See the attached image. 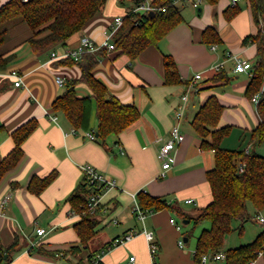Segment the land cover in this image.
Segmentation results:
<instances>
[{"label":"crops","instance_id":"1","mask_svg":"<svg viewBox=\"0 0 264 264\" xmlns=\"http://www.w3.org/2000/svg\"><path fill=\"white\" fill-rule=\"evenodd\" d=\"M9 1L0 0V7ZM190 5L178 4L184 22L158 47L148 48L133 62L126 56L108 53L95 68V76L112 94L124 104H134L141 112L136 123L118 136H109L105 143L87 136L98 129L95 101L89 131L75 130L66 116L52 111L55 99L66 91V81L78 79L81 70L78 66L60 65L51 54L78 48L82 37L102 43L111 32L114 19L127 15L137 4L133 0H108L103 10L65 45L40 53L30 45L33 33L25 22L16 20L8 25L7 41L0 52L13 59L0 72V163L15 148L12 133L31 120L38 123L22 145V160L0 182V246L9 247L16 239L20 244L9 264H89L90 258L97 256L101 264H200L195 258L197 240L210 224H201V232L192 238L193 231L186 227L193 222L185 224V220L169 209L148 211L144 221H140L134 212L137 195L145 192L164 198L190 217H196L212 202L207 172L215 166L214 152L201 149V139L192 121L209 97L216 96L224 106L220 127L240 128L250 135L260 123L257 105L246 97L252 73H235L230 58L236 56L255 62L256 46L245 45L243 40L256 34L258 28L244 0L237 4L242 12L231 22L224 17V11L234 6L232 0H220L217 5L205 3L204 7ZM208 27H214L223 41L215 49L212 48L215 45L203 42V32ZM165 55L174 58L181 78L189 85H166ZM221 63L225 69L216 72L214 67ZM14 70L23 78L20 87L10 77ZM220 73L230 78L228 84L216 85L211 81ZM197 74L202 78L194 81ZM57 77L64 79V85L57 83ZM76 91L80 97L91 94L82 84ZM186 93L189 96L186 113L179 121L175 113ZM176 126L184 139L173 152L172 167L164 170L158 156ZM223 143L222 147L230 150ZM259 147L254 148L255 152L264 156V149L260 151ZM246 148L253 149L250 144ZM84 165H92L108 181L117 183V187L107 189L101 197L102 208L96 214L97 233L86 246L75 230L81 216L68 203L83 181ZM52 172L57 173L56 179L40 195L29 191L33 177H46ZM14 183L19 185L17 189L12 188ZM187 200L193 203L187 204ZM249 212L254 214L253 206ZM260 216L264 217V211ZM173 219L176 224L172 223ZM252 222L264 225L258 218ZM244 226L240 234L244 233ZM38 229L46 233L39 236ZM145 230L154 232L159 246L155 262ZM133 231L138 234L131 240L107 249L115 239ZM251 232L244 242L235 243L227 237L222 254L253 242L264 233V228L255 226ZM74 247L81 249L73 251ZM206 264H226V261L210 260ZM252 264H264V257L261 255Z\"/></svg>","mask_w":264,"mask_h":264},{"label":"trees","instance_id":"2","mask_svg":"<svg viewBox=\"0 0 264 264\" xmlns=\"http://www.w3.org/2000/svg\"><path fill=\"white\" fill-rule=\"evenodd\" d=\"M133 1L138 5L145 0ZM203 1L210 5L220 2ZM244 1L247 2L258 28L256 34L248 35L243 40L245 45L253 44L257 48L251 71L252 78L246 90V97L252 100L264 85V0ZM107 2L108 0H10L0 7V50L7 41L8 25L16 20L25 22L32 31L30 45L35 52H46L59 44L65 45L103 10ZM152 6L160 10L165 8L166 11L157 10L154 16L138 15L134 19L126 17L123 27L115 37L113 50L102 48L94 53H86L78 61L72 58L59 60L60 65L78 66L81 70L78 79L66 81V91L52 104V111L66 116L75 130L89 131L93 101L96 103L98 120L95 139L102 143L111 135H120L140 119V110L134 104H124L112 94L95 76L94 70L108 53L126 56L131 62L135 61L148 48L158 47L172 30L184 22L181 9L173 5L172 0H153ZM241 12L242 7L234 5L224 11V17L231 22ZM203 42L212 46L220 45L223 41L214 27H208L203 32ZM12 59V56L6 57L0 52V72L7 69ZM163 64L166 85H189L181 78L172 56L165 55ZM211 81L216 85H225L230 82V78L225 73H220ZM81 84L89 89L90 96L78 95L76 88ZM257 111L260 123L249 135L252 150H228L222 147V142L231 133L232 127H220L224 106L216 96L209 97L192 121V127L201 139V149L213 151L215 157L214 168L207 172L213 200L196 217H190L180 207L164 198L153 197L145 192L137 195V202L144 212L169 209L182 220L191 221L195 225L210 224L197 240L195 258L198 262L205 254L222 253L226 237L234 231V221L240 222L241 231L244 224L256 219L264 211V156L258 155L254 150L264 144V96L257 104ZM37 126V121L31 120L12 133L15 148L0 163V182L22 160V145ZM241 166H244L243 170L240 169ZM56 176L57 173L52 172L46 177H33L29 191L40 195ZM18 187V184H12V188ZM94 191L99 192L83 175L82 183L68 198L72 211L81 216L75 224V230L83 246L95 237L99 225L96 214L101 208L95 214L88 208L89 197ZM249 203L254 208L253 215L249 212ZM19 246L18 239L9 247L0 246V264L11 263ZM80 249L81 247H74L72 250ZM224 255L226 264H252L261 255L264 257V233H260L249 244L226 250Z\"/></svg>","mask_w":264,"mask_h":264},{"label":"built area","instance_id":"3","mask_svg":"<svg viewBox=\"0 0 264 264\" xmlns=\"http://www.w3.org/2000/svg\"><path fill=\"white\" fill-rule=\"evenodd\" d=\"M232 2H233V5H237L239 0H232ZM172 3H173V5H176V6H178L179 3H188V4H192L195 7H198L199 4L201 3V0H172ZM157 10L163 11V12L166 11L165 8L160 10V9L153 7L152 2L150 0H145L143 3H140L137 6H135L133 9H131L127 13V15L119 16V17L115 18L114 23L112 25L111 32L106 35V38L104 39V41L102 43L98 44L88 37H82L81 44L79 45L78 48L66 50L61 54H57L54 52L51 54V57L53 60L72 58L73 60L78 61L86 53H94V52H96L102 48H107L108 50H113L115 37L117 36L118 32L123 27L124 20L126 17H128L130 19H134L138 15L143 16V15L150 14L151 12L155 13ZM212 48L215 49L216 45L213 46ZM230 58L233 59L234 64H235V67H234L235 73L244 74V73H249L252 71L253 63L250 60L243 59V58L236 57V56H234V57L231 56ZM224 69H225V65L223 63L216 65L214 67V70L216 72H222ZM10 77L15 80V86L16 87H20L23 84V78L19 74L18 71H16V70L12 71L10 73ZM201 78H202L201 74H197V75H195L193 80L199 81V80H201ZM57 83L59 85H64L65 81L61 77H57ZM263 96H264V85H263L262 90L257 95H255L251 101L257 105ZM188 100H189V96H188V93H186L182 96V98H181L182 103L178 106L176 113H175L176 118L179 121L182 120V118L185 116L186 106H187ZM171 135H172V138L161 148L159 156H158L160 161L162 162V167L164 170L170 169L172 167V163H174L173 152L175 151L177 145H179L184 139V136L182 135L179 126H176L173 128ZM87 136L92 140L95 139L94 133H88ZM243 168H244V166H241L240 169L243 170ZM82 171H83V175L85 176L86 180L91 185H94V187L96 189L99 190V192L94 191L90 195L89 200H88L89 201L88 202L89 211L92 214H95L99 208H102L101 197H102L103 193L109 188L117 187V183H116V181H108L92 165H84L82 167ZM164 175L165 174L163 173L162 176H164ZM186 203L192 204L193 201L187 200ZM134 212L136 213L137 218L140 221H144L148 211L144 212L141 209L138 202L136 201ZM257 218L259 219V221L262 224H264V217L258 216ZM172 223L176 224V221L173 219ZM37 233L39 236H42L46 233V231L44 229H38ZM137 234H138V232L133 231V232L126 234L124 237L115 239L112 242L111 246L108 247V249H111L114 246L120 245L122 243H125V242L131 240ZM145 236H146V239L149 243L151 257L155 262V259L159 253V246L155 240V234L153 231L145 230ZM179 245L181 248L184 247V242L181 240L179 242ZM221 259H225L224 254H222V253H219V254L209 253V254H205L201 257L200 264H206L210 260L218 261ZM131 261L132 262L134 261V257L131 258ZM89 264H101L100 256H97L96 258H93L92 260H90Z\"/></svg>","mask_w":264,"mask_h":264},{"label":"rangeland","instance_id":"4","mask_svg":"<svg viewBox=\"0 0 264 264\" xmlns=\"http://www.w3.org/2000/svg\"><path fill=\"white\" fill-rule=\"evenodd\" d=\"M201 1L202 2L200 3V5L202 7H204L205 2L203 0H201ZM186 4H188V3H186ZM190 6H192V5H190ZM249 141H250L249 140V134H247V133L245 134V132H243V130H241L240 128L232 127L231 133L223 141L224 142L223 146L225 148H230V150H237V149H240L241 147H242L241 149H244L249 145ZM258 149L260 151H262L264 149V145L262 144L261 147H259ZM251 207H252L251 203H249V210H251ZM190 209L195 211V207H193V206H191ZM240 225L241 224L239 221H234V223H233L234 231L230 235L227 236V237H231V241H234L235 243L240 242V241H243V242L248 241V238H249V235L251 232V228H253L255 226L264 228V225L261 226V224L259 222L250 221V222H247L245 224L244 233L240 234L239 233L240 232ZM186 228L189 229V231H193L192 238L197 237L198 233L201 232V230H202L201 225H195L194 223H191Z\"/></svg>","mask_w":264,"mask_h":264},{"label":"water","instance_id":"5","mask_svg":"<svg viewBox=\"0 0 264 264\" xmlns=\"http://www.w3.org/2000/svg\"><path fill=\"white\" fill-rule=\"evenodd\" d=\"M154 15H155V13H154V12H151V13H150V16H154ZM184 223H185V224H188V223H189V221H185Z\"/></svg>","mask_w":264,"mask_h":264}]
</instances>
